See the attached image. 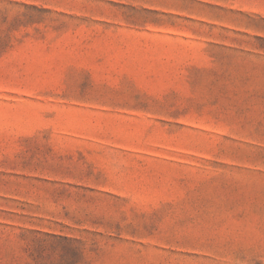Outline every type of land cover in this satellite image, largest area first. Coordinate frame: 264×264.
<instances>
[{
  "label": "rangeland",
  "instance_id": "374dc122",
  "mask_svg": "<svg viewBox=\"0 0 264 264\" xmlns=\"http://www.w3.org/2000/svg\"><path fill=\"white\" fill-rule=\"evenodd\" d=\"M0 264H264V0H0Z\"/></svg>",
  "mask_w": 264,
  "mask_h": 264
}]
</instances>
